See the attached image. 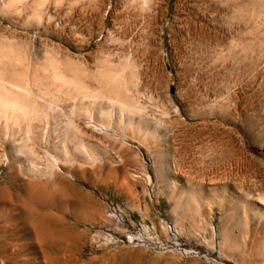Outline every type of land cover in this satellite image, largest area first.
<instances>
[{"label": "rangeland", "instance_id": "1", "mask_svg": "<svg viewBox=\"0 0 264 264\" xmlns=\"http://www.w3.org/2000/svg\"><path fill=\"white\" fill-rule=\"evenodd\" d=\"M0 264H264V0H0Z\"/></svg>", "mask_w": 264, "mask_h": 264}]
</instances>
